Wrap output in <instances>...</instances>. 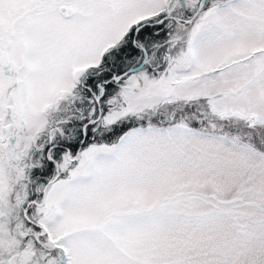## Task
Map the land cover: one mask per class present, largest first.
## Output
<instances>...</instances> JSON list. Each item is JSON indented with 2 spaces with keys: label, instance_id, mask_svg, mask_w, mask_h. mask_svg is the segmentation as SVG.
<instances>
[{
  "label": "snow or ice",
  "instance_id": "obj_1",
  "mask_svg": "<svg viewBox=\"0 0 264 264\" xmlns=\"http://www.w3.org/2000/svg\"><path fill=\"white\" fill-rule=\"evenodd\" d=\"M0 264H264V0H0Z\"/></svg>",
  "mask_w": 264,
  "mask_h": 264
}]
</instances>
